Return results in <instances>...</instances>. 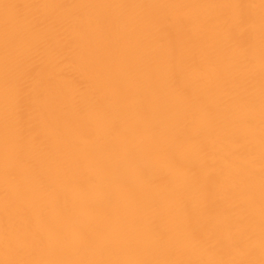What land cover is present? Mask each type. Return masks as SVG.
I'll use <instances>...</instances> for the list:
<instances>
[{
  "label": "bare ground",
  "instance_id": "1",
  "mask_svg": "<svg viewBox=\"0 0 264 264\" xmlns=\"http://www.w3.org/2000/svg\"><path fill=\"white\" fill-rule=\"evenodd\" d=\"M0 264H264V0H0Z\"/></svg>",
  "mask_w": 264,
  "mask_h": 264
}]
</instances>
